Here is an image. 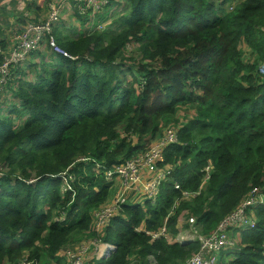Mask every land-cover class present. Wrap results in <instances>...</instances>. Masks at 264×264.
<instances>
[{"label": "trees", "instance_id": "16d2710c", "mask_svg": "<svg viewBox=\"0 0 264 264\" xmlns=\"http://www.w3.org/2000/svg\"><path fill=\"white\" fill-rule=\"evenodd\" d=\"M106 1L112 23L78 37L55 29L77 59L41 65L0 115V264H64L60 251L94 239L116 247L94 264H183L199 238L264 192V0L224 13L230 0ZM186 106L195 116L182 124L176 108ZM168 131L177 141L164 150L171 173L155 203L126 201L97 234L93 214L114 184L101 167L113 171ZM250 212L255 228L228 230L235 247L220 264H264V206ZM186 231L194 240L177 242Z\"/></svg>", "mask_w": 264, "mask_h": 264}, {"label": "built area", "instance_id": "2783aa9c", "mask_svg": "<svg viewBox=\"0 0 264 264\" xmlns=\"http://www.w3.org/2000/svg\"><path fill=\"white\" fill-rule=\"evenodd\" d=\"M17 1H19V9L25 11L27 3L35 0H25V7H20L21 0ZM74 2H79L81 4V6L79 5L80 8L93 18L97 16L90 26L92 30H103L112 23V14L108 15L112 12V9L107 10L109 3L106 0H36V6L47 8V16L39 23H28L19 34L17 37L18 44L12 51V55L4 58L3 63L0 65V73L2 74L0 83L7 82V69L12 62L23 61L32 52L39 51L40 48L47 49V55H49V52L53 56H62L71 60L77 59V57H72L63 51L56 44L53 36L54 30L60 27L64 14L71 10ZM9 5H6V7ZM98 27L102 28L97 29ZM258 71L264 77V63L258 67ZM176 141L175 132L168 131L162 138L149 145L144 153L126 161L113 171L101 167L105 173L106 181L114 184L111 186V194L106 203L93 214V231L97 234L103 233L111 221L122 214V206L125 205L126 201L137 205L155 201L162 183L169 179L171 173V166L164 165V150ZM58 177L63 180L62 191L64 193L72 190L74 177L68 170L58 175ZM32 182L30 181V184ZM174 187L179 190L178 184H174ZM74 195L75 193H72L73 197ZM257 205L264 206V192L254 190L252 195L218 226L215 233L206 238H199L198 252L183 264H220L221 253L231 247L230 245H233L228 230L232 227L253 230L256 222L250 210ZM65 219L66 214L62 212L57 221L65 223L67 221ZM190 222L193 223V221ZM164 232L165 229H162L160 233L151 235V239L160 238L164 235ZM190 233V231L180 232L176 237V241L194 240L195 233ZM115 249L116 247L111 243H103L101 240L94 239L66 248L60 251L57 256L64 264H94L110 256ZM148 262L153 264L154 261L148 259ZM19 264L37 263L23 261Z\"/></svg>", "mask_w": 264, "mask_h": 264}, {"label": "crops", "instance_id": "0c3cea01", "mask_svg": "<svg viewBox=\"0 0 264 264\" xmlns=\"http://www.w3.org/2000/svg\"><path fill=\"white\" fill-rule=\"evenodd\" d=\"M13 2L14 7L10 9V5L6 7V2ZM118 3H121L120 0H118ZM79 4V2H74L72 4L71 10L67 11L64 14L63 21L60 25V29H63V26L65 24V19L68 18V20H71L74 15L77 16L79 19H84L85 15L87 12L83 11ZM27 6H29L30 9H27V11H22L19 9V1L17 0H0V53L2 54L0 56V65L2 61H4L3 58H7L10 56V51L7 49H10V47L13 45L11 41H15L16 45L18 44L17 42V37L19 34L25 29V27L28 25V23H39L43 21L46 16H47V8L45 6H36L34 9V1L28 2ZM84 9V7H83ZM85 10V9H84ZM77 14V15H76ZM4 15H9L10 18L9 20H6L5 22H12V28L14 31L6 30L4 29L6 27V24L4 26V22L2 19L5 18ZM84 20L82 21L81 27L83 25ZM78 37L79 35H75ZM11 40V41H10ZM45 47V46H44ZM15 48V47H14ZM4 51H6V54ZM39 53L42 55V57H37L36 59L33 58L32 60L30 59V56H28L25 60L19 61V62H12L8 69H7V82L2 84L0 83V112L1 110H5L6 112H10L13 109L9 108L8 111L5 107H3L4 103V93H10L13 94L14 97L18 100V98L15 95L16 90L18 89L15 87V85L18 83L20 84L19 81H22L24 83L27 82H32L35 81L36 76L40 70L41 65L49 63L51 59L55 56L50 54L47 55V49L45 48H40L39 51H35L34 53ZM32 53V54H34ZM33 68V69H32ZM37 68V69H36ZM18 70V73L15 74L14 71ZM30 73V74H29ZM32 74V75H31ZM0 75H2L0 73ZM21 75V76H20ZM17 76V77H16ZM13 80H18L13 82ZM8 87L12 90V92L8 91ZM15 87V88H14ZM5 90L7 92H5ZM221 261V260H220Z\"/></svg>", "mask_w": 264, "mask_h": 264}, {"label": "rangeland", "instance_id": "374dc122", "mask_svg": "<svg viewBox=\"0 0 264 264\" xmlns=\"http://www.w3.org/2000/svg\"><path fill=\"white\" fill-rule=\"evenodd\" d=\"M241 1H243V0H230V2H228V3H225V5L223 6V7H221L220 9H219V12L220 13H224V12H228V11H230L232 8H234V6L235 5H237L238 3H240ZM10 4V9H12L13 7H14V4H13V2H6V5H9ZM21 6H23V7H25L26 6V4H25V0H21V3H20V7ZM109 9H112V12L111 13H109L108 15H111L112 14V19H113V17H114V15H115V13H116V11H113V8H112V5H108V9L107 10H109ZM222 10V11H221ZM121 11H122V9H118L117 10V13L120 15V13H121ZM5 16V18L4 19H2V21L4 22V26H5V24H6V27L4 28V29H6V30H10V31H14L13 30V26H12V22L11 21H9V22H5L6 20H9V18H10V16L9 15H4ZM97 18V16L95 17V18H93V16H91L89 13L88 14H86L85 15V17H84V19H79L77 16H75L74 15V17L71 19V20H68V18H66L65 19V24L64 25H62L63 26V29H64V32H66L67 34H73L72 36H75V35H80L82 32H88V31H90V32H93V31H95V30H92L91 28H90V26H91V24L93 23V20H95ZM84 20V22L85 23H83V25H82V27H81V24H82V21ZM103 27V26H102ZM102 27H98L97 29H100V28H102ZM98 31V30H97ZM74 32H75V34H74ZM264 32V31H263ZM11 41V40H10ZM12 43H13V45L10 47V49H8L9 51H10V53L14 50V47H16V42L15 41H11ZM32 53H34V52H32ZM30 54L29 56H30V59L32 60L33 58H37V57H42V55L41 54H39V53H34V54ZM6 54H8V53H6ZM0 55H2V54H0ZM10 55H12V54H10ZM246 56V61L247 60H251V58H249V56H247V55H245ZM4 59V58H3ZM2 63H3V61H2ZM1 63V64H2ZM33 69V68H32ZM30 74V73H29ZM32 75V74H31ZM21 76V75H20ZM17 77V76H16ZM1 78H2V75H0V80H1ZM20 85V84H19ZM18 83L15 85V87H17L18 88ZM14 87V88H15ZM8 91H10V92H12V90L8 87ZM5 92H7L6 90H5ZM3 99H4V103H3V107H5L6 109H7V111H8V109L9 108H11L12 109V107L11 106H16L17 105V103H18V100L14 97V95L13 94H10V93H4V96H3ZM178 107V106H177ZM176 110H177V112H176V116H177V119H179V121L182 123V124H185L186 123V121H187V119L188 120H190L191 118H193L195 115H194V113L193 112H191V109H190V107L189 106H186V108L185 109H178V108H176ZM10 112H6L5 110H1V112H0V115H3L4 117H6V115L7 114H9ZM6 114V115H5ZM185 115H187L188 116V118L187 119H185ZM172 128H174V125L172 126ZM176 132V131H175ZM159 138H162V137H158V138H156L154 141H152L151 142V144H153L154 142H156ZM150 144V145H151ZM62 181V183H63V180H61ZM116 186V185H115ZM62 195V194H61ZM153 203H155V201L153 202ZM141 206V208L143 207L142 205H140ZM67 224V223H66ZM190 234H192V232L190 233ZM189 236H191V235H189ZM234 245V244H233ZM233 245H230L231 247H229V248H227V249H225L222 253H228V252H230V251H232V249H234V247H233ZM68 248H70V247H68ZM222 253H221V257H222Z\"/></svg>", "mask_w": 264, "mask_h": 264}, {"label": "clouds", "instance_id": "9594fccd", "mask_svg": "<svg viewBox=\"0 0 264 264\" xmlns=\"http://www.w3.org/2000/svg\"><path fill=\"white\" fill-rule=\"evenodd\" d=\"M66 223V222H65Z\"/></svg>", "mask_w": 264, "mask_h": 264}]
</instances>
